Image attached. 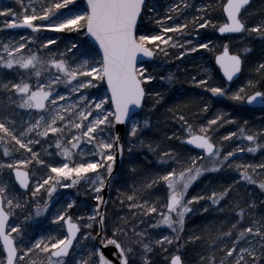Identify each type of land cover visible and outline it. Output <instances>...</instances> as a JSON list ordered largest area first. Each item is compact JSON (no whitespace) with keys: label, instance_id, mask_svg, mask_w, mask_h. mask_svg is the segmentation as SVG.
Instances as JSON below:
<instances>
[{"label":"rangeland","instance_id":"obj_1","mask_svg":"<svg viewBox=\"0 0 264 264\" xmlns=\"http://www.w3.org/2000/svg\"><path fill=\"white\" fill-rule=\"evenodd\" d=\"M7 2L0 0V194L3 208L11 216L7 233L17 245L15 264H99L98 244L108 239L104 229L109 215L105 208L116 173L109 181L102 210L96 208L102 202L103 186L116 148V134L113 107L103 81V60L99 50L85 37L87 7L80 0H20L11 8H7ZM224 2L146 0L145 15L153 22L145 29L158 27V31L154 36L146 31L148 33H137L135 37L142 45L158 43L148 46L153 51V59L136 67L142 83L154 80V72L163 71L165 67L167 70L158 78L163 80L167 74L173 75L167 65L177 61L175 65L186 67L182 70L196 68L190 74L193 79L187 87L203 92V82L211 81L210 56L204 52L211 51L214 55L227 46L242 58L256 59L258 51L264 50V23L253 20L255 23L249 31L246 28L237 37H215L212 33L211 13L217 5L222 12ZM251 14V10L242 13L245 24ZM244 15L247 16L244 18ZM25 20L37 25L36 32L5 29ZM161 47L176 48V57L161 60L156 56L158 49L163 51ZM246 63L252 66L250 59ZM156 83L150 87L155 97L162 91L158 83L154 86ZM39 91L51 92L50 100L43 109L34 110L30 96ZM137 120L135 116L126 124L119 149L121 162L125 157L126 130L134 131ZM218 128L220 125L215 129ZM198 130L191 133H202L214 140L206 129ZM191 133H184L183 137ZM238 135L243 132L239 130ZM245 138L243 146L247 152L254 154L263 149L256 140ZM218 140V148L212 154L198 153L189 159L213 168L222 166L218 159L222 140ZM14 167L29 171L31 183L27 190L21 191L13 181L11 170ZM240 173L237 181L253 183L244 171ZM191 181L183 182L182 193H177L180 202L172 211L160 210L152 219L145 217L147 225L142 229L144 232L152 229L146 233L149 240L154 239L161 246L160 255H151L150 241L139 253L129 231L121 226L115 231L120 235L118 239L113 238L124 252L126 264H168L171 255L181 254L175 248L173 236L193 202L184 195ZM87 194L93 199L92 203H87ZM67 213L79 221L82 233L67 258L54 259L49 253L65 237L62 219ZM93 222L97 227L94 234L90 230ZM99 231L101 236H98ZM213 236L214 250L218 252L225 247V253L222 258L210 257L209 264H264V222H250L238 231L218 230ZM199 258L202 260V256ZM4 260L0 245V264H4Z\"/></svg>","mask_w":264,"mask_h":264},{"label":"trees","instance_id":"obj_2","mask_svg":"<svg viewBox=\"0 0 264 264\" xmlns=\"http://www.w3.org/2000/svg\"><path fill=\"white\" fill-rule=\"evenodd\" d=\"M19 2L8 0L7 8ZM147 8L145 6L143 9L136 34L149 31L154 36L158 27L156 30L145 29L146 25L153 22L145 15ZM246 10H251L253 14L250 19L246 18L244 30L248 28L249 31L253 20L264 23V0H253ZM211 14H215V17L211 16L214 23L212 33L218 37L220 35L216 33V28L224 20L223 12L217 5ZM157 43L148 46L153 47ZM162 49L161 52L158 49L156 55L161 60L176 57V48ZM258 52L260 54L256 59L243 56L245 60L241 76L230 85L225 83L214 65L211 51L204 54L210 56L209 80L213 82H203V92L187 87L193 79L190 74L196 68L182 70L186 67L175 65L177 61L167 65L173 75L167 74L166 78L160 80L158 76L167 70L165 67L163 71L154 72V80L143 82L147 92L144 106L136 115L138 125L131 133L126 130L125 157L115 174L117 178L110 184L108 205L105 208L109 215L105 219L104 229L107 238L118 239L120 234L115 231L120 226L124 227L132 236L136 251L139 249L141 253L145 243L150 241L151 255L155 254L156 257L161 246L154 239H148L152 229L146 230L148 233L143 231L142 227L147 225L145 219H152L156 212L165 210L168 195L172 192L182 193L183 182L191 179V185L184 195L193 202L189 204L184 221L177 225L178 231L173 236L183 264H209L210 257L222 258L225 247L218 252L214 250L211 244L213 232L229 229L238 231V228L244 229L250 222H264V109L251 108L244 102L253 91L259 90L264 95V50ZM248 59L252 66L247 64L249 61L246 63ZM203 77L208 78L205 75ZM154 82L162 89L156 97L155 91L150 88ZM219 125L220 128L215 129ZM201 128L212 134L217 146L218 139L222 140L218 157L222 166L213 168L189 159L198 152L182 142L183 134ZM239 130L243 135H238ZM247 136L262 144L263 149L254 154L247 152L243 146ZM242 171L251 177L253 183L237 181ZM86 199L87 203H92L89 194ZM96 228L93 222L90 228L93 234L97 232ZM158 237L159 234L156 235Z\"/></svg>","mask_w":264,"mask_h":264},{"label":"water","instance_id":"obj_3","mask_svg":"<svg viewBox=\"0 0 264 264\" xmlns=\"http://www.w3.org/2000/svg\"><path fill=\"white\" fill-rule=\"evenodd\" d=\"M88 8L85 24L86 37L99 49L103 60V78L109 92L110 102L114 113V133L116 134L115 152L109 164L107 179L101 194V205L106 201L108 185L111 176L118 171L121 164L120 142L124 136L126 124L141 110L144 104L145 90L141 79L138 78L136 67L152 60L153 51L146 45L139 43L135 37L137 24L141 18L145 0H84ZM252 0H225L222 12L225 20L217 28V33L223 36L239 34L244 28L241 20L242 9L247 7ZM6 29L36 31L37 26L30 21H19L6 26ZM214 64L226 82L236 80L242 69V57L228 47L222 48L215 54ZM51 92L39 91L31 95L33 109L44 108ZM245 103L251 107L264 108V97L260 91L249 94ZM183 142L196 151L212 154L216 144L205 134L192 133L184 138ZM1 143V139H0ZM13 180L23 191L30 185L29 172L21 168H13ZM180 196L172 194L167 199L166 206L172 210L179 202ZM98 209V210H99ZM102 210V209H101ZM100 211V210H99ZM10 215L3 208L2 195L0 194V244L6 256L4 264H15L17 259V246L11 235L6 233ZM66 237L50 252L55 258L68 257L74 241L80 234L78 221L66 215L63 219ZM102 232L99 231L98 236ZM99 264H126L124 252L118 241L110 237L106 242L99 244ZM169 264H183L181 256L177 253L169 258Z\"/></svg>","mask_w":264,"mask_h":264},{"label":"bare ground","instance_id":"obj_4","mask_svg":"<svg viewBox=\"0 0 264 264\" xmlns=\"http://www.w3.org/2000/svg\"><path fill=\"white\" fill-rule=\"evenodd\" d=\"M99 207H100V204H99V205L97 206V208H96V210H97V211H99V210H98V209H99Z\"/></svg>","mask_w":264,"mask_h":264}]
</instances>
